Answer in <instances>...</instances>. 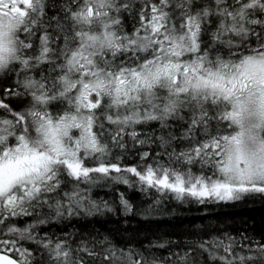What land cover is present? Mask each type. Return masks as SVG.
<instances>
[{
	"label": "snow or ice",
	"instance_id": "1",
	"mask_svg": "<svg viewBox=\"0 0 264 264\" xmlns=\"http://www.w3.org/2000/svg\"><path fill=\"white\" fill-rule=\"evenodd\" d=\"M264 198V0H0V264H264V234L95 227Z\"/></svg>",
	"mask_w": 264,
	"mask_h": 264
},
{
	"label": "trees",
	"instance_id": "2",
	"mask_svg": "<svg viewBox=\"0 0 264 264\" xmlns=\"http://www.w3.org/2000/svg\"><path fill=\"white\" fill-rule=\"evenodd\" d=\"M124 192L138 209L146 208L154 200L160 199L159 211L145 219L139 212L125 216L122 211L108 214L99 219L95 227L110 230L117 236L152 233H168L180 238L187 233L196 232L201 226L214 228L225 226L233 233L247 231L257 238L264 234V198H248L239 202L198 204L188 198L179 201L171 193L161 195L155 190L145 195L138 188L130 189L116 184L94 189L96 196L118 202L119 193Z\"/></svg>",
	"mask_w": 264,
	"mask_h": 264
}]
</instances>
